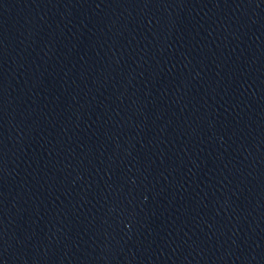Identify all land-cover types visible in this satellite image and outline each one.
Segmentation results:
<instances>
[{"label":"water","instance_id":"95a60500","mask_svg":"<svg viewBox=\"0 0 264 264\" xmlns=\"http://www.w3.org/2000/svg\"><path fill=\"white\" fill-rule=\"evenodd\" d=\"M0 264H264V0H0Z\"/></svg>","mask_w":264,"mask_h":264}]
</instances>
